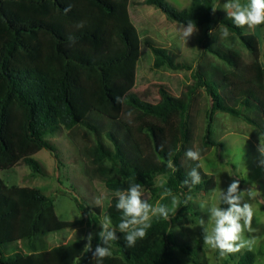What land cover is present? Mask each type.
<instances>
[{
  "label": "trees",
  "instance_id": "16d2710c",
  "mask_svg": "<svg viewBox=\"0 0 264 264\" xmlns=\"http://www.w3.org/2000/svg\"><path fill=\"white\" fill-rule=\"evenodd\" d=\"M130 1L0 0V171L25 163L44 176L34 155L42 149L55 154L48 135L77 125L97 133L90 122L94 112L121 121L125 132H108L112 147L98 141L95 159L108 161L114 170V176L103 182L106 194L102 210L116 226L128 219L116 207L120 194L127 196L136 184L143 201L145 193L153 200L169 189L171 194L183 196L208 188L205 179L191 186L189 172L181 162L190 138V101L198 88L206 90L210 103L205 145H222L212 139L215 111L233 116L253 111L255 117H245L264 135V92L247 82L223 83L222 93L212 76L205 78L194 71L195 83L180 96L161 88L159 101L153 103L134 92L141 37L131 21ZM145 3L183 26L189 20L196 28L221 21L251 50L258 51L256 37L242 35L241 27L230 18H222L216 0H191L179 10L167 0ZM148 46L155 55V67H183L174 62L167 49L150 41ZM184 180L189 184L184 185ZM75 200L82 210L81 202ZM228 207L222 202L221 209ZM95 211L98 214L100 208ZM81 223L59 219L54 199L41 190L9 187L0 177V264L173 263L176 243L171 213L167 220L153 217L147 235L133 247L126 245L125 232L116 231L117 239L108 245L101 237L90 242L83 237L49 250L39 248L41 235ZM20 241L27 243L29 253L4 255V247ZM97 246L110 247L111 255L98 260L94 255ZM255 258L252 250H246L235 264H256ZM218 262L226 264L219 252Z\"/></svg>",
  "mask_w": 264,
  "mask_h": 264
},
{
  "label": "rangeland",
  "instance_id": "374dc122",
  "mask_svg": "<svg viewBox=\"0 0 264 264\" xmlns=\"http://www.w3.org/2000/svg\"><path fill=\"white\" fill-rule=\"evenodd\" d=\"M176 9L187 7L191 0H167ZM222 18H230L224 7L229 0H216ZM242 4L249 0H240ZM131 21L141 37V54L137 65V78L134 87L141 98L156 103L160 99V89L166 88L172 94L180 96L195 83L194 71L204 77L212 78L220 86L226 82L249 83L264 92V24L249 28L241 27L242 35L252 34L258 40V51L251 50L241 37L229 30L227 38L222 37V29L227 27L215 20L209 27L196 28L184 38L180 24L169 19L145 0H131L129 5ZM231 19V18H230ZM186 27V26H184ZM228 28V27H227ZM148 41L167 49L174 62L183 65L180 69L155 67V55L148 46ZM233 104V101L230 102ZM209 98L204 88L200 87L190 101L189 126L190 138L182 151L181 162L187 172L193 168L209 182L207 189L176 194L160 195L151 200L144 194V199L156 207L168 206L175 223L173 235L175 248L172 264H219L218 249L204 244L205 228L211 231L214 221L211 207L221 208L223 196L226 195L233 181L239 182L238 193H244L241 206L249 203L254 216L251 227L242 233V239L254 238L251 250L255 253L256 264H264V156L259 151L262 134L258 127L249 122L255 117L253 111H245L244 116H233L223 111H215L212 123V139L221 146L205 145L203 138L207 127ZM90 122L97 133L77 125L72 129L60 128L56 133L46 137L55 147V154L42 149L34 155L44 171V176L34 172L25 163L0 171V177L7 186L36 188L52 197L56 213L61 220H82L78 226L57 232L46 233L39 237V248L49 250L70 241L89 237L100 238L103 225L109 221L104 214L103 198L106 194L104 181L114 176V170L108 161L97 162V143L101 141L112 147L108 132H125L122 123L114 122L104 115L92 113ZM262 137V138H261ZM200 153L199 160L190 159L188 151ZM159 183L162 181L159 178ZM255 185L256 196L249 197L248 190ZM192 199L184 204L183 201ZM173 196L177 204H172ZM75 197L83 205L80 210ZM95 208H100L97 214ZM155 217V216H153ZM152 217V218H153ZM201 220L203 224H201ZM243 224V221H240ZM109 231H120L110 223ZM248 250L221 257L226 264H235L238 256ZM4 255L16 252L29 253L27 243L20 241L4 247Z\"/></svg>",
  "mask_w": 264,
  "mask_h": 264
},
{
  "label": "clouds",
  "instance_id": "9594fccd",
  "mask_svg": "<svg viewBox=\"0 0 264 264\" xmlns=\"http://www.w3.org/2000/svg\"><path fill=\"white\" fill-rule=\"evenodd\" d=\"M224 7L229 11V16L234 25L238 27L248 26L253 28L255 26L264 24V0H249V3L242 4L240 0H229ZM66 12L68 9L65 10ZM215 11V8H213ZM182 28V36L187 38L196 29V25L193 21L189 20L187 26ZM229 30L227 27L222 29V37L227 38L229 36ZM117 101L120 102V98L117 97ZM264 137V135H262ZM261 137V138H262ZM259 151L264 156V140H261ZM186 155L192 160H199L200 153L196 151H188ZM264 164V161H261ZM171 166V161H169ZM191 177V186H195L201 183V176L195 168L189 173ZM184 185H188L189 181L184 180ZM190 186V190H191ZM239 182L233 181L228 188L227 195L223 196V202L228 204L227 210H223L219 207H211V218L214 221V226L211 231L205 228L204 244L210 246L213 249H218L221 257L234 254L241 251V249L247 248L251 250L254 243V238L247 240L242 239V233L247 229L252 232L251 227L254 211L253 207L249 203H244L242 206L240 201L242 200L244 193H238ZM140 185L136 184L129 189L127 196L120 194V198L116 207L123 210V214L128 219H123L119 223L118 227L120 231L125 232L124 237L126 245L133 247L138 239H143L147 235V230L151 227L152 217L158 216L164 220L169 218V214L172 211L168 206L160 204L153 207L148 202L141 199ZM165 195H171V190H167ZM247 195L249 197H255V185L248 190ZM192 197L189 195L184 201L187 204ZM172 204H177L176 198L173 196ZM243 221L241 224L240 221ZM111 221L104 223V231L100 233L101 240L105 245H108L111 241L117 239L114 231H109V225ZM201 224L203 221L201 220ZM91 241V235L88 237ZM90 244L85 246V250H89ZM94 255L98 260H103L105 257L111 255L110 247L97 246Z\"/></svg>",
  "mask_w": 264,
  "mask_h": 264
}]
</instances>
